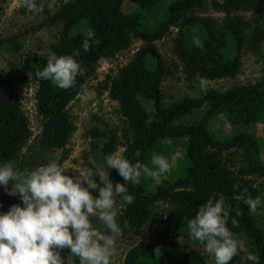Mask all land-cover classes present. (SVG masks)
<instances>
[{
  "label": "trees",
  "instance_id": "16d2710c",
  "mask_svg": "<svg viewBox=\"0 0 264 264\" xmlns=\"http://www.w3.org/2000/svg\"><path fill=\"white\" fill-rule=\"evenodd\" d=\"M160 1L72 0L52 15L54 21H62L64 26L61 40L54 47L56 53L67 55L79 49L80 55L75 58L85 72L69 89H60L50 81L39 79L37 100L45 118L43 142L62 149L63 158L67 157V144L74 130L66 111L68 103L96 71L102 58L128 48L134 38L142 39L147 44L135 60L120 68L111 78V96L120 101L122 112L133 129V138L126 145L124 156L133 162L140 159L151 166L153 154L169 158L175 142L181 139L187 145L189 166L184 173L172 171L160 181L145 177L138 185H128V191L135 200L131 205L124 203L121 226L138 234L143 232L146 224H164V227L149 240L132 247L124 264H212L202 247L185 246L182 249L181 233L199 207L213 195L225 198L231 205L232 216L237 211L241 213L237 217L238 226L232 227L229 222V227L235 238L249 242L258 264H264V227L256 222L245 203L258 196L250 176H264L260 141L249 131L222 140L209 127L222 113L236 124L264 122V84H243L226 91L212 89L203 98L186 97L165 107L159 96L165 69L153 44L171 26L178 25L180 36L175 51L184 62L189 78L197 75L206 79L234 77L243 65L248 21L228 17L218 28L211 18L191 14L201 0H176L170 5L167 18L151 28L144 24V14ZM211 3L216 10L228 16L236 9L264 7V0H211ZM87 31L93 32L98 43L85 52L82 41ZM253 32L250 42L257 47L264 41V30L255 28ZM194 37L201 40V47L195 46ZM47 59L29 55L21 68V78L25 80L29 73L35 75L46 65ZM206 101L211 103V109L198 124H175L177 117L194 112ZM30 136L31 129L22 110L17 85L11 76L0 73V162L13 160L18 166L23 143ZM232 149H244L247 154V168L240 169L238 176L223 161V151ZM137 150L139 157L134 155ZM105 151L108 154L115 152V142L106 144ZM110 177L114 183H124L115 169ZM159 202L174 205L165 218L154 209ZM61 255L68 264H79L78 258L67 249ZM243 258L247 259L246 255L238 250L230 264H242Z\"/></svg>",
  "mask_w": 264,
  "mask_h": 264
},
{
  "label": "rangeland",
  "instance_id": "374dc122",
  "mask_svg": "<svg viewBox=\"0 0 264 264\" xmlns=\"http://www.w3.org/2000/svg\"><path fill=\"white\" fill-rule=\"evenodd\" d=\"M70 1L72 0H37L38 3L43 4L44 12L34 15L21 6V0H0V73L14 79L22 110L31 129V136L23 143L20 160L17 163V168L23 174L51 161L59 163L69 174H85L90 166V160H95L98 165L104 164V156L108 154L105 151L106 144L114 141L115 152L124 156L126 145L133 138V129L122 112L120 101L111 96L110 85L113 75L120 68L134 61L139 51L147 44L139 38H134L128 48L119 51L114 56L102 58L96 71L87 78L78 94L68 103L66 111L74 124V130L67 144V157L63 158L62 149L50 147L43 142L45 118L39 109L37 100L40 82L32 73H29L24 80L20 72L29 55H40L46 58L59 56L54 47L61 40L64 26L62 21H54L52 15ZM174 1L176 0H161L156 7L146 10L144 24L155 28L167 18L169 7ZM191 14L211 18L218 28L223 26L228 17L236 21L241 19L248 21L245 27L247 41L242 54L243 65L239 74L234 77L206 79L207 90L201 91V76L189 78L184 62L176 54V41L180 36V30L178 25L171 26L164 36L153 42L165 69L164 80L159 91L161 103L165 107L186 97L203 98L212 89L226 91L243 84H264V41L257 47L250 42L255 28L264 30V7L236 9L228 16L216 10L211 0H201L199 6ZM210 109L211 103L206 101L194 112L177 117L175 124H198L207 116ZM209 127L214 135L222 140L230 139L231 136L242 131L252 132L260 141L261 158L264 161V122H253L249 125L236 124L222 113ZM186 147V143L181 139L175 142L174 151L168 158L172 164L171 172L184 173L186 171L189 166ZM246 155L244 149L223 151L222 154L225 165L234 171L236 176L240 169L247 168ZM113 170H109L110 174ZM167 176L164 174L157 180L160 181ZM250 178L258 190V196L255 199L258 207L253 214L256 222L264 227V176L252 174ZM19 203L21 201L18 196H10L4 189H0V212L7 211L13 204ZM124 207V202L117 200L116 208L120 225ZM173 208L174 205L171 203L159 202L154 209L165 218ZM94 223L100 227L97 221L94 220ZM187 224L181 233V248L200 246L205 257L215 264L214 257L206 251L203 244L189 237ZM163 227L164 224L160 226L146 224L143 232L139 234L122 227L123 235L117 240L112 264H124L127 253L132 247L149 240ZM235 239L239 250L243 251L246 257L249 253L255 254L247 240ZM65 259L63 258L64 264H68ZM242 264H253V262L243 258Z\"/></svg>",
  "mask_w": 264,
  "mask_h": 264
},
{
  "label": "clouds",
  "instance_id": "9594fccd",
  "mask_svg": "<svg viewBox=\"0 0 264 264\" xmlns=\"http://www.w3.org/2000/svg\"><path fill=\"white\" fill-rule=\"evenodd\" d=\"M21 6L38 15L44 6L37 0H21ZM85 52L97 44L92 31L84 34ZM196 47L201 40L193 38ZM72 54L50 56L46 65L35 72L38 79L50 81L60 89L72 88L85 69ZM201 91L207 90L206 78L200 79ZM134 155L140 156L139 150ZM85 174L69 175L56 161L41 165L23 174L13 160L0 162V189L18 196L21 203L0 212V264H64L62 251L67 249L79 264H112L117 240L123 235L118 222L117 200L133 204L135 196L128 185H138L145 177L157 179L172 170L163 154H153L151 166L140 159L134 162L117 152L104 156V164L89 161ZM110 169H115L124 183H114ZM11 183V187L9 184ZM238 187V185L236 186ZM250 212L258 202L245 201ZM231 205L223 196H210L188 221V235L203 244L214 257L215 264H230L238 255L239 245L229 227H237V211L231 215ZM97 221L100 227L94 223ZM247 260L258 264L249 253Z\"/></svg>",
  "mask_w": 264,
  "mask_h": 264
}]
</instances>
